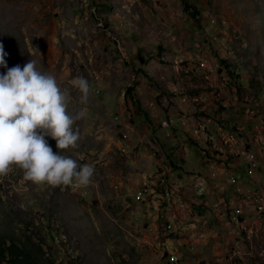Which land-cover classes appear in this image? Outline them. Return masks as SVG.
<instances>
[{
    "label": "rangeland",
    "instance_id": "obj_1",
    "mask_svg": "<svg viewBox=\"0 0 264 264\" xmlns=\"http://www.w3.org/2000/svg\"><path fill=\"white\" fill-rule=\"evenodd\" d=\"M0 44L8 53V68L26 64L36 49L44 69L69 90L68 112L86 107L74 125L79 147L61 154L95 168L87 187L34 184L18 168L0 177V250L6 258L10 238L22 248L23 236L25 245L36 249L34 264H166L163 250L174 244L167 239L177 240L173 229H147L159 226L153 221L158 211L150 204L160 199L154 184L168 173L162 165L168 161L173 170L176 164L162 150L168 146L150 138L157 120L164 118L155 113L177 100L199 105V99L187 95L216 91L209 74L220 78L216 85L221 89L212 98L216 112H228L232 121L222 131L235 140L248 142L250 136L264 167V0H0ZM185 54L194 61L182 59ZM6 71L0 68V74ZM76 76L91 85L87 105L80 104V93L70 84ZM238 117L245 122L235 123ZM46 139L57 152L56 141ZM248 164L254 167V160ZM234 175L245 176L241 171ZM145 185L154 193L135 201L134 193ZM251 198L258 212L257 198ZM199 217L184 228L191 225L188 233L205 240L196 257L216 263L214 251L222 247L224 259L235 241L211 219ZM259 231L264 239V218ZM251 237L242 246L247 251L254 246L251 259L264 264L263 240Z\"/></svg>",
    "mask_w": 264,
    "mask_h": 264
},
{
    "label": "clouds",
    "instance_id": "obj_2",
    "mask_svg": "<svg viewBox=\"0 0 264 264\" xmlns=\"http://www.w3.org/2000/svg\"><path fill=\"white\" fill-rule=\"evenodd\" d=\"M7 55L0 44V68L7 69L0 74V177L18 168L23 171L24 180L34 184L91 185L94 166L61 154L79 147L80 132L74 125L84 118L86 107L74 114L68 112L69 90L44 69L36 49L23 66L8 68ZM33 55L38 59H33ZM70 84L80 93V104L87 105L89 81L76 76ZM47 137L56 141L57 152L48 145Z\"/></svg>",
    "mask_w": 264,
    "mask_h": 264
},
{
    "label": "crops",
    "instance_id": "obj_3",
    "mask_svg": "<svg viewBox=\"0 0 264 264\" xmlns=\"http://www.w3.org/2000/svg\"><path fill=\"white\" fill-rule=\"evenodd\" d=\"M182 59L186 61H194L192 60L191 54H185L181 56ZM157 62L158 57L154 58ZM157 59V60H156ZM163 59V58H162ZM157 64V63H156ZM201 64H205V62H201ZM196 68L199 70V73L204 74V68L199 69L198 64L196 63ZM220 73V72H219ZM223 72L220 73L222 76ZM218 74V73H216ZM214 76V74H209L208 78H211L209 80L210 86H215V90L210 91H204L199 90L195 95V97L190 98L187 93V97L192 100L199 99L200 103L197 104H182V102H176L175 106L171 105V107L159 108L156 111V116H163L170 118H179V112L183 111V114H185L187 117V130H190V135L187 130L181 129V123H174V127H171V137H179V140H169L168 142L165 141L163 138V133L159 129L158 125L157 128L151 132L152 139L155 138L154 141H157L161 143L162 145H166L168 147L162 149L165 152V155H168L170 157V160L173 161L176 165V169H171L169 167L170 162H164L162 167L164 166L165 169H167L168 173V179L170 180V183L172 185L173 190L176 192L179 196L173 197V202L168 205L160 204V202L153 201L150 206H154V209L158 211L157 215L154 217L153 221H156L159 226L157 225H150L149 228L156 229L159 227V230L161 229V226L164 224L170 223L172 225L173 233L175 234L177 240H171L173 244V248L176 250V252H181L180 255L183 257V261L186 264L193 263L194 260H200L204 262L201 258L196 257V248L198 246H202L204 244L205 240L202 239V235H197L196 233H188V226L191 227V225H188L184 228V223H187L191 220L198 221L200 218L199 216H202L203 219L209 218L212 222L215 223L216 226H218L221 230L222 228L225 231H229L228 227L224 224V220L222 221L219 217V212L214 211L212 208V205L216 201V195L214 193V186L218 181H225L224 178H219L218 180H212L208 177V170L209 169H224L225 163L229 165V169L233 174L236 172H243L245 176L242 178V180H239V190L240 193L243 194L244 189L249 188L250 190H257L259 188L264 187V176L258 174L257 181L253 182L251 181L248 176L246 175V170H253L254 167L250 166L248 162L251 163V160L246 159V166L239 155L238 152H235L234 154H230L232 152V149L235 147V142L232 143L231 141L235 140L234 135L230 134L228 136V141L230 144H227V141L224 140V143L220 141L219 136L217 135V129L216 127H222L223 125L227 123H232V121H229V119L226 117L229 115L228 112H216L218 105L215 103V101L212 99L215 92H217V88H220L219 80ZM216 79V80H215ZM217 81V82H216ZM221 89V88H220ZM173 90V89H172ZM170 90V92H172ZM199 94V95H198ZM198 95V96H196ZM221 106H223V102H221ZM171 108H174L173 111H171ZM198 110V114L195 115L194 111ZM165 115V116H164ZM155 116V115H154ZM202 117H206L210 119L211 121L208 123V132H207V140L205 138H200L198 141H195L193 138H197L200 135V126H202ZM197 119V120H196ZM159 120H157L158 123ZM195 121H198V124L195 123ZM235 123L237 122H245V120L242 117L235 118L233 120ZM239 126V125H238ZM239 129H242V131L245 130L244 126H239ZM254 134V133H253ZM248 147H252V138L248 137ZM246 139L241 138L238 144V148H242V144ZM163 142V143H162ZM192 142V143H191ZM242 143V144H241ZM227 145V146H226ZM155 147V146H154ZM203 148L204 151H212L210 152V158H204L203 157ZM230 149L228 151L227 149ZM257 149V148H256ZM191 150L194 151V153H191ZM248 161V162H247ZM260 173V172H258ZM194 175H200L202 177V186L203 189L206 191V195L198 198L196 197V180L193 179ZM155 186H158V183L154 184ZM153 186V185H150ZM150 194L154 193V190L152 188H149ZM246 199V209L251 210V212H255L254 210V204L252 203L254 198H251L252 201H250V197H247ZM186 204V206H182ZM228 204L230 206L233 205H241V201H239L237 195L234 193V188L229 187L227 189V193H223L222 195V203H218V210L219 211H227L228 210ZM237 213H244V206H237ZM195 210L198 212L195 213ZM204 216V217H203ZM250 228L251 226H247ZM170 229V230H171ZM260 230V229H259ZM149 233V231H148ZM260 234H257L260 238V240H263V234L259 231ZM168 234V233H166ZM151 236V234L149 233ZM255 235V233H254ZM222 234L217 237L216 243L218 246V241L220 238H222ZM184 240L187 245V251L183 252V243L180 246V241ZM176 241H179L177 244ZM220 241H222L220 239ZM206 244V243H205ZM219 247V246H218ZM215 255L214 257L217 258V262L213 263L211 262L213 259H210L207 262H204L205 264H222L223 259V251L222 247L220 252L214 251ZM264 246L262 249V258L264 259ZM253 255V256H252ZM256 254H247L249 256V260L251 261ZM252 256V259H251ZM171 260V257H170ZM171 264H174L172 261H170ZM245 264H248L247 259H245ZM249 264H259L255 263L253 260Z\"/></svg>",
    "mask_w": 264,
    "mask_h": 264
},
{
    "label": "built area",
    "instance_id": "obj_4",
    "mask_svg": "<svg viewBox=\"0 0 264 264\" xmlns=\"http://www.w3.org/2000/svg\"><path fill=\"white\" fill-rule=\"evenodd\" d=\"M205 64H199L200 67H203ZM176 89L172 90V93L176 94ZM184 104V103H183ZM187 117L185 114H183V111L179 112V118H170L164 117L160 119L157 123L159 129L163 133V138L165 141L169 140H179V137H171V127H174V123H181V129L187 130ZM115 119V117H114ZM211 120L208 118L202 119V126H200V135L197 138H193L195 141H198L200 138H205L207 140V132L209 127V122ZM217 135L220 138V141L227 139V133H224L222 131V127L217 126ZM190 135V130H187ZM125 137H130V134H126V126H125ZM156 137H154L153 140H155ZM240 140H235V147L232 149V152L230 154H234L235 152H238L241 156L245 166H246V159H253L254 160V169L253 170H246L245 173L248 176V178L255 182L257 181L259 172L258 167H263L260 164V161L258 158L259 152L257 149H248L247 147V141L242 144V148H238ZM255 141V140H254ZM257 145V144H256ZM210 152L212 151H204L203 148V157L204 158H210ZM235 155V154H234ZM263 157V155H262ZM264 170V167H263ZM169 173V172H168ZM168 173L166 175H162L160 179L157 180L158 186L160 187L159 196L160 199L157 200L160 202V204L168 205L173 202L174 196H179L177 194V191L175 192L172 188V185L170 183V180L168 179ZM264 176V172H263ZM208 177L212 180H218L220 177L224 178L225 181H218L214 186V193L216 195V201L212 205V208L214 211L219 212V217L223 221L224 224L228 227L229 231H226L227 236L234 239L235 243L232 244V246L229 249H226V256L224 258V261L222 264H242V262H245L246 255L247 254H256L255 249L252 247L247 251L243 246L242 243L245 240V227L246 226H254V233L255 237L257 234H259V229H262V223L264 218V187L259 188L257 190H250L249 188L244 189L243 194L240 193V190L238 188L239 179L236 178V176L231 172L229 169V165L225 163L224 169H209L208 170ZM193 179L196 180L195 188H196V197L201 198L206 195V191L203 189L202 186V177L200 175H194ZM146 187H142V189L136 191L134 193L135 195V201H143L145 198L150 194V190L147 188L148 185H145ZM229 187L234 188V193L237 195L239 201H241V205H233L230 206L228 204V210L227 211H219L218 210V203H222V195L223 193H227V189ZM247 197H256L257 198V205H259V212H251V210L246 209V199ZM186 206V204L182 205ZM237 206H244V213H237ZM172 225L170 224V227H163L162 231L171 229ZM150 230H153L150 228ZM252 242H249L251 244ZM173 244L171 247V250H163L164 255L166 258V264H168V257H175V264H186L183 261V257L173 252L172 250ZM261 254V253H258ZM190 264H204L200 260H194L193 263Z\"/></svg>",
    "mask_w": 264,
    "mask_h": 264
},
{
    "label": "trees",
    "instance_id": "obj_5",
    "mask_svg": "<svg viewBox=\"0 0 264 264\" xmlns=\"http://www.w3.org/2000/svg\"><path fill=\"white\" fill-rule=\"evenodd\" d=\"M10 241L12 244L8 247L9 257L6 258L3 252L0 250V263L4 262V260H7L8 264H34V262L37 260L36 259L37 253L33 250L36 249L33 248L29 249L32 245L31 246L25 245V242H27V239L25 237L22 236L21 240L19 241L23 245L22 248H18L14 246V242H15L14 239L10 238Z\"/></svg>",
    "mask_w": 264,
    "mask_h": 264
},
{
    "label": "bare ground",
    "instance_id": "obj_6",
    "mask_svg": "<svg viewBox=\"0 0 264 264\" xmlns=\"http://www.w3.org/2000/svg\"><path fill=\"white\" fill-rule=\"evenodd\" d=\"M227 139H228V137H227ZM229 142V141H228ZM232 143L233 142H235V140L234 141H231ZM248 160H251V159H248ZM247 200H248V198H247ZM252 203L254 204V207H255V204H256V201H252ZM259 212V211H258ZM245 232H247V233H245V240L246 241H250L251 240V236H253V234H254V229H252L251 231H247L246 229H245ZM254 247V246H253ZM171 261L175 264V257H171Z\"/></svg>",
    "mask_w": 264,
    "mask_h": 264
}]
</instances>
